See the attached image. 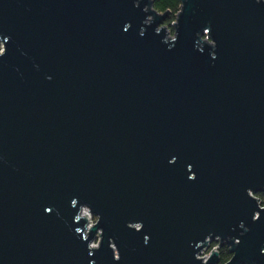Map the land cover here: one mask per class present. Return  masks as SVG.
I'll use <instances>...</instances> for the list:
<instances>
[{
    "label": "water",
    "instance_id": "obj_1",
    "mask_svg": "<svg viewBox=\"0 0 264 264\" xmlns=\"http://www.w3.org/2000/svg\"><path fill=\"white\" fill-rule=\"evenodd\" d=\"M181 1L0 0V264H264V0Z\"/></svg>",
    "mask_w": 264,
    "mask_h": 264
},
{
    "label": "trees",
    "instance_id": "obj_2",
    "mask_svg": "<svg viewBox=\"0 0 264 264\" xmlns=\"http://www.w3.org/2000/svg\"><path fill=\"white\" fill-rule=\"evenodd\" d=\"M182 1L181 0H153V8L160 14L168 13L169 17L166 19L165 24L171 25L176 21V17L181 10ZM258 198L264 199V194L257 195ZM218 243H213L211 247L213 248ZM220 264H226L232 257L229 251V247L223 246L219 250Z\"/></svg>",
    "mask_w": 264,
    "mask_h": 264
},
{
    "label": "rangeland",
    "instance_id": "obj_3",
    "mask_svg": "<svg viewBox=\"0 0 264 264\" xmlns=\"http://www.w3.org/2000/svg\"><path fill=\"white\" fill-rule=\"evenodd\" d=\"M166 24L164 23V24H162V25H160V26H165ZM166 28H167V37L168 38H170V39H173L174 38V30H173V28L171 27V26H168V25H166ZM257 197V196H256ZM257 199L259 200V201H261L259 204L261 205V207H263V205H264V199L262 200V199H260V198H258L257 197ZM95 221H96V217H94V216H92L91 215V217L89 218V221H88V223H87V226L89 227V230H90V228L94 225V223H95ZM99 233H100V231H99ZM98 236V235H97ZM98 244H99V239L96 237V239L93 241V242H91L90 243V247H92V246H96V248H98ZM218 247V248H217ZM93 248V247H92ZM218 251L219 252V245L217 244L216 246H214V248H212L211 246L207 249V251L205 252V255L209 258L210 257V255H211V253L213 252V251ZM200 257H202L203 259H204V257L202 256V255H200Z\"/></svg>",
    "mask_w": 264,
    "mask_h": 264
},
{
    "label": "built area",
    "instance_id": "obj_4",
    "mask_svg": "<svg viewBox=\"0 0 264 264\" xmlns=\"http://www.w3.org/2000/svg\"><path fill=\"white\" fill-rule=\"evenodd\" d=\"M88 227V226H87ZM87 232H89V227H88V231H86V233ZM213 243H211L210 245H209V247L212 245ZM216 246V245H215ZM208 247V248H209ZM208 248H205V249H203L198 255H197V257L199 258V259H201L202 261H203V263H205V261L208 259V257L205 255V252L207 251V249ZM214 248V247H213ZM213 252H217L216 250L215 251H213ZM200 255H202L203 257H204V259L202 258V257H200Z\"/></svg>",
    "mask_w": 264,
    "mask_h": 264
},
{
    "label": "bare ground",
    "instance_id": "obj_5",
    "mask_svg": "<svg viewBox=\"0 0 264 264\" xmlns=\"http://www.w3.org/2000/svg\"><path fill=\"white\" fill-rule=\"evenodd\" d=\"M259 202H261V201H259ZM81 216L82 217H84L85 219H87L88 221H89V218L91 217V214L90 213H87L86 212V209L85 208H83L82 209V212H81ZM86 231H88V227H87V230ZM100 233L98 232V234L97 235H99ZM93 247V249H97L96 248V246H92ZM218 248V247H217ZM220 249V248H219ZM218 252V251H217Z\"/></svg>",
    "mask_w": 264,
    "mask_h": 264
}]
</instances>
